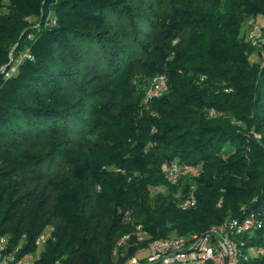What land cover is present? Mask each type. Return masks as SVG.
Instances as JSON below:
<instances>
[{
    "label": "trees",
    "instance_id": "1",
    "mask_svg": "<svg viewBox=\"0 0 264 264\" xmlns=\"http://www.w3.org/2000/svg\"><path fill=\"white\" fill-rule=\"evenodd\" d=\"M155 1L0 0V235L17 256L49 229L33 264H122L135 224L147 242L252 214L233 264H264V43L240 33L259 15L264 37V0ZM171 161L198 175L167 181Z\"/></svg>",
    "mask_w": 264,
    "mask_h": 264
},
{
    "label": "built area",
    "instance_id": "2",
    "mask_svg": "<svg viewBox=\"0 0 264 264\" xmlns=\"http://www.w3.org/2000/svg\"><path fill=\"white\" fill-rule=\"evenodd\" d=\"M257 24H253L249 37H253L258 33ZM21 56L28 57L25 52ZM18 59L15 60L17 62ZM15 71V66H11L6 75L9 76ZM166 88V78L164 74L158 73L154 75L145 90V100L158 96ZM185 166L178 165L175 161L162 163L160 166L161 171L164 173L167 181L174 183L179 171H184ZM194 203L192 195H187L185 199L179 202V206L184 208ZM260 220L255 219L254 215L250 214L242 221L228 220L225 222V228L218 238L211 239L209 229L203 233H189L186 235H170L164 238H155L150 241L145 248L137 250L136 254H132L122 264H141L143 258L144 263L161 262L163 264L171 263H192L201 264L204 260H212L215 264H233L238 256L237 243L234 233L254 229L261 226ZM230 233H228V230ZM212 230H210L211 232ZM49 229L40 232L34 239L35 247L41 246L48 236ZM213 232V231H212ZM233 233V234H232ZM140 234H145L143 231L135 234L136 238ZM232 234V235H231ZM146 235V234H145ZM118 244V243H117ZM20 242L16 245L8 243L7 235H0V264H27V255L24 253L17 256ZM256 253H262V248H256ZM139 253L140 254L139 256ZM50 264H61L58 260Z\"/></svg>",
    "mask_w": 264,
    "mask_h": 264
},
{
    "label": "rangeland",
    "instance_id": "3",
    "mask_svg": "<svg viewBox=\"0 0 264 264\" xmlns=\"http://www.w3.org/2000/svg\"><path fill=\"white\" fill-rule=\"evenodd\" d=\"M155 5L158 7V9L161 11H163L164 9H166L167 8V0H156L155 1ZM253 24H257L258 25V27H260L262 24H263V18L261 17V16H256V17H248L247 19H245L244 21H243V23H242V25H241V30H240V33H241V35L243 34V38L246 40V41H248L249 43H251L256 49H260L261 48V45L264 43V37H263V33H262V30L261 29H259L258 30V33L255 35V36H253V37H249V32H250V29H251V27H252V25ZM262 58H264V54H263V57ZM250 60H252V61H258L259 60V56H257V54L255 53H253V54H251L250 55ZM262 60L260 59L259 60V64L260 65H262ZM153 77V76H152ZM151 77V78H152ZM150 78V79H151ZM148 85V84H147ZM147 85H143V95H142V98H141V103H142V106L144 107V108H147V102H148V100H145V90H146V87H147ZM166 90V88L161 92V93H163L164 91ZM160 93V94H161ZM159 94V95H160ZM95 127V126H94ZM251 134L253 135V137H255V138H259V135L257 134V133H255V132H253V131H251ZM88 137H89V139H88V142H91L90 143V145L92 144V146L94 145V140H96V132H94V130L92 131V133H89L88 134ZM82 141H84V139H82ZM81 141V142H82ZM164 163H168V162H164ZM186 168H185V170L184 171H179V174L177 175V177H176V179H175V182H176V180L178 179V177H182V178H192V177H196L197 175H198V172H199V169H200V165H191V164H188V163H184L183 164ZM162 172V171H161ZM162 174H163V176H164V178H165V175H164V173L162 172ZM174 182V183H175ZM192 187L193 186H190L189 187V189H188V191H187V195L189 196V195H192ZM152 190V192H155V191H158V190H160V187H157V188H154V189H151ZM193 196V195H192ZM183 199H185V198H183ZM183 199H181V200H183ZM180 200V201H181ZM194 203H195V201H194ZM194 203L192 204V205H190V206H194ZM178 205H179V203H178ZM187 207H189V206H187ZM182 208V207H181ZM184 208H186V207H184ZM183 208V209H184ZM225 220H223L222 222H220V223H218V224H214V225H212L210 228H209V235H210V238L211 239H214V238H218V236H219V234L220 233H222V231H223V229L225 228ZM210 230H212L211 232H210ZM140 231H142V229L140 228V225H137V224H135L134 226H133V228L131 229V231L130 232H132V233H134L133 235H134V240L133 241H131L132 242V244L134 245L135 244V247H137V248H135V251H134V254H136L137 253V250L139 251L141 248L143 249V248H145V246L147 245V244H149L150 243V241L151 240H149V241H147L146 242V239H147V237H146V235L145 234H140L139 236H138V239L135 237V234L137 233V232H140ZM135 238L137 239V240H135ZM141 240H143V241H145V244H143V245H137V243L138 242H140ZM116 242L118 243L117 244V246L120 248V254H118V255H124L125 254V252L127 251V249H128V245H129V243H130V239H129V233L128 232H124V233H121L119 236H118V238L116 239ZM236 243H237V240H236ZM40 249H41V246H37L36 248H35V250H33L29 255H27V264H33V261L38 257V255H39V251H40ZM256 251V249L255 248H251V249H248V254H254V253H256L255 252ZM140 254V253H139ZM132 255V254H131ZM131 255H127L126 256V258L125 259H127L129 256H131ZM125 259H124V261H125ZM123 261V262H124ZM122 262V263H123Z\"/></svg>",
    "mask_w": 264,
    "mask_h": 264
},
{
    "label": "water",
    "instance_id": "4",
    "mask_svg": "<svg viewBox=\"0 0 264 264\" xmlns=\"http://www.w3.org/2000/svg\"><path fill=\"white\" fill-rule=\"evenodd\" d=\"M224 264H226V261L224 260Z\"/></svg>",
    "mask_w": 264,
    "mask_h": 264
}]
</instances>
